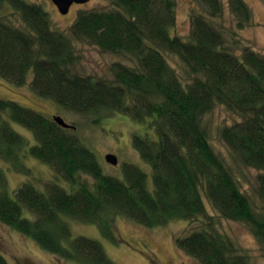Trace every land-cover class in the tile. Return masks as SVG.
<instances>
[{
	"label": "trees",
	"instance_id": "16d2710c",
	"mask_svg": "<svg viewBox=\"0 0 264 264\" xmlns=\"http://www.w3.org/2000/svg\"><path fill=\"white\" fill-rule=\"evenodd\" d=\"M193 1L191 27L183 36L176 33L177 0H109L101 8L80 9L69 34L53 27L40 3L0 0V76L29 83L37 95L72 112L126 114L157 135L133 136L151 174L126 162L123 177H117L104 172L95 152L71 128L0 98V157L29 174L25 158L33 156L76 186L69 191L56 180L40 185L27 176L12 194L0 166V222L63 259L118 264L100 240L73 236L67 219L96 224L112 240L118 239L112 229L118 215L147 227L199 221L198 228L177 236V244L200 264H253L219 228L209 205L221 217L246 222L262 244L264 214L255 211L213 148L204 118L218 104L240 117L221 129V138L245 165L260 170L257 189L264 199V53L250 46L231 49L214 22L228 6L243 27L251 19L245 0ZM73 39L132 62L115 61L110 78L74 72ZM167 54L183 62L189 80ZM14 122L31 130L36 143L30 145ZM0 264H11L1 251Z\"/></svg>",
	"mask_w": 264,
	"mask_h": 264
},
{
	"label": "rangeland",
	"instance_id": "374dc122",
	"mask_svg": "<svg viewBox=\"0 0 264 264\" xmlns=\"http://www.w3.org/2000/svg\"><path fill=\"white\" fill-rule=\"evenodd\" d=\"M26 1L42 4L50 14L53 27L69 34V26L78 10L101 8L107 5L109 0H90L85 4H74L68 14H62L53 0ZM245 1L251 8V19L243 27L238 26V20L228 6L225 7L224 15L214 22L223 29L226 44L231 49L240 52L244 46H250L264 53V0ZM194 4L193 0H177L176 33L186 36L189 32L190 15ZM73 41L78 56L73 67L74 72L98 78H110L112 77L110 68L115 61L132 62L124 55L103 52L98 47L78 39ZM167 57L179 74L189 80L183 62L174 54H167ZM0 98L19 101L53 119L55 115H61L68 123L76 126L72 128V132L92 148L107 174L123 177V165L126 162L138 164L151 174L150 165L142 159L133 143V136L136 133H148L152 138L157 136L155 130L147 128L146 124L136 122L123 113L104 111L94 116L69 111L60 107L55 101L37 95L29 83L18 85L2 76H0ZM238 120L240 117L237 114L218 104L206 114L204 123L208 127L213 148L221 154L240 182L243 191L249 196L253 208L261 215L264 214V199L257 189L260 170L245 165L221 138V129ZM12 124L28 139L30 145L36 143L31 130L16 122ZM107 153L118 156L117 165L106 160ZM25 164L31 169L29 174L12 167L10 162L0 157V166L6 173L12 194L27 176L40 185L49 180H56L69 191L76 189V186L57 176L49 164L33 156L28 155ZM88 180L92 182L93 178L88 177ZM209 211L218 218L219 228L237 243L243 253L250 256L253 264H264V244L259 241L246 222L221 217L210 205ZM26 215L31 216V212L26 211ZM67 221L73 236L83 235L100 240L110 257L118 264H200L177 244V236L184 234L189 228H198L199 221L188 223L185 220H174L165 226L147 227L118 215L112 219V229L118 236L116 240L103 236L96 224L69 218ZM0 251L11 264H79L44 250L35 239L2 222H0Z\"/></svg>",
	"mask_w": 264,
	"mask_h": 264
},
{
	"label": "water",
	"instance_id": "95a60500",
	"mask_svg": "<svg viewBox=\"0 0 264 264\" xmlns=\"http://www.w3.org/2000/svg\"><path fill=\"white\" fill-rule=\"evenodd\" d=\"M90 0H53V2L57 5L59 11L62 14H68L71 10V7L76 4H85ZM54 120L58 122L65 128H76V126L68 123L61 115H55ZM106 160L114 165H117L119 162V158L114 153H107L105 156Z\"/></svg>",
	"mask_w": 264,
	"mask_h": 264
},
{
	"label": "bare ground",
	"instance_id": "6f19581e",
	"mask_svg": "<svg viewBox=\"0 0 264 264\" xmlns=\"http://www.w3.org/2000/svg\"><path fill=\"white\" fill-rule=\"evenodd\" d=\"M88 3V2H87ZM76 4V3H75ZM57 6V5H56ZM72 8V7H71Z\"/></svg>",
	"mask_w": 264,
	"mask_h": 264
},
{
	"label": "flooded vegetation",
	"instance_id": "af4514ba",
	"mask_svg": "<svg viewBox=\"0 0 264 264\" xmlns=\"http://www.w3.org/2000/svg\"><path fill=\"white\" fill-rule=\"evenodd\" d=\"M70 128V127H69ZM71 129H72V127H71Z\"/></svg>",
	"mask_w": 264,
	"mask_h": 264
}]
</instances>
